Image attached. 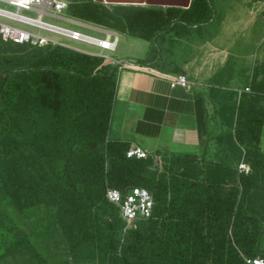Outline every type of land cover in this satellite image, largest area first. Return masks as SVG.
Here are the masks:
<instances>
[{
    "label": "trees",
    "instance_id": "1",
    "mask_svg": "<svg viewBox=\"0 0 264 264\" xmlns=\"http://www.w3.org/2000/svg\"><path fill=\"white\" fill-rule=\"evenodd\" d=\"M65 15L151 44L212 21L211 0L188 8L67 0ZM159 46L158 44L156 47ZM160 51V49H159ZM261 71V77H259ZM120 69L65 45L0 38V264H245L264 257V63L240 93L232 137L251 170L190 153L127 156L109 130ZM159 157L160 163L155 160ZM152 195V213L125 229L107 187Z\"/></svg>",
    "mask_w": 264,
    "mask_h": 264
},
{
    "label": "crops",
    "instance_id": "2",
    "mask_svg": "<svg viewBox=\"0 0 264 264\" xmlns=\"http://www.w3.org/2000/svg\"><path fill=\"white\" fill-rule=\"evenodd\" d=\"M54 17L80 26L65 14ZM199 29L183 36L173 32L165 35L162 46L168 59L161 68L155 67V62L138 63L143 57L124 56L146 69H120L109 137L128 140L131 147H140L148 154L159 150L190 153L202 163L222 162L236 168L244 156L233 140L231 120L240 93L251 92V88L242 90L250 87L252 71L237 64L225 70L228 55L213 43L216 33L207 37L205 31L196 42L201 50L210 44L211 51L206 54L195 51V55L191 52L185 56L180 50L174 51V45L196 40L193 31ZM263 63L264 57L256 67L261 70ZM176 74L186 76V87L171 86L170 77ZM260 149L264 153V123ZM260 186L264 192V180ZM259 213L263 217L259 247L264 251V196L259 201Z\"/></svg>",
    "mask_w": 264,
    "mask_h": 264
},
{
    "label": "rangeland",
    "instance_id": "3",
    "mask_svg": "<svg viewBox=\"0 0 264 264\" xmlns=\"http://www.w3.org/2000/svg\"><path fill=\"white\" fill-rule=\"evenodd\" d=\"M263 2L264 0H211L213 22L201 25L198 30L199 32L193 31L192 36H194L196 40L183 41L182 43L184 46L178 47V45H174V51L180 50L179 52L185 56L191 52L195 55V51L198 55L206 54L208 51H211L210 44L201 46L203 48V50H201L199 44H196V42L204 35L209 34L207 37H211L216 33L213 43L217 46V48L224 49L226 52L225 54L228 55L225 70H230L231 66L233 67L234 64H237L248 67L249 69L251 68L252 71L254 65L256 66L264 57V23L261 20V14L264 7ZM0 6L14 9V7L1 2ZM22 12L35 15L27 11ZM63 12L65 13V11ZM43 19L65 27L73 29L76 28L81 32L95 37H105V34L102 32L93 30L89 27L76 26L68 21L55 17L44 16ZM2 20L37 31V29L19 24L17 22H10L5 19ZM40 31L53 39L70 43L71 45L79 48V50L95 53L102 52L114 59H119L120 57L122 59L124 56L136 59L142 57L144 58L147 57L151 44L154 46V43L147 42L139 37L125 33H117L118 40L116 49L114 51H108L84 42L68 39L59 34L44 30ZM205 31L207 34L202 35ZM157 44L159 46L156 47ZM152 53L157 54L158 57H160L157 62H155L154 66L161 68V65L166 63L168 56L166 58V50L163 48L162 41H160V39H157L155 42V47L152 49ZM234 75H236V73ZM156 160L158 163L161 162L158 157Z\"/></svg>",
    "mask_w": 264,
    "mask_h": 264
},
{
    "label": "built area",
    "instance_id": "4",
    "mask_svg": "<svg viewBox=\"0 0 264 264\" xmlns=\"http://www.w3.org/2000/svg\"><path fill=\"white\" fill-rule=\"evenodd\" d=\"M0 2L14 7V9H9L0 6V38L2 39L11 40L15 43H28L33 46L60 44L79 50V48L71 45L70 43L53 39L40 31L44 30L59 34L74 41H80L97 46L103 50L114 51L116 49L118 37L117 32L114 30L104 29L76 20L80 26H89L96 31L105 34L104 38H99L81 32L78 29L65 27L43 19L44 16L54 17L60 14H65L63 11H65L67 7V0H0ZM22 11H27L35 15L26 14ZM2 19L10 22H17L19 24L37 29V31L5 22ZM261 20L264 23V7L261 14ZM87 53L109 58L111 63L117 65L119 69H146V67L141 66L130 59H114L102 52ZM170 84L171 86L182 85L186 87L188 85V79L184 74H176L170 77ZM242 91H250V87L247 86ZM126 154L127 156L146 157L148 152L140 147H130ZM156 159L157 156H155V160ZM237 170L238 173H247L251 170V168L249 163L242 158L237 165ZM106 197L110 202L120 207L121 217L125 221L124 230L134 228L138 220L148 218L152 213L153 198L151 193L144 187L134 186L124 195H122L121 192L115 188L107 187ZM243 258L245 264H264V257L259 255L253 257L243 256Z\"/></svg>",
    "mask_w": 264,
    "mask_h": 264
},
{
    "label": "water",
    "instance_id": "5",
    "mask_svg": "<svg viewBox=\"0 0 264 264\" xmlns=\"http://www.w3.org/2000/svg\"><path fill=\"white\" fill-rule=\"evenodd\" d=\"M104 4L145 5L158 7L188 8L191 0H96Z\"/></svg>",
    "mask_w": 264,
    "mask_h": 264
}]
</instances>
